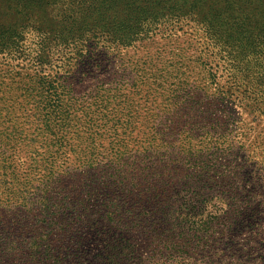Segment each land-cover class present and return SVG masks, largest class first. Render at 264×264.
Segmentation results:
<instances>
[{
	"label": "rangeland",
	"instance_id": "374dc122",
	"mask_svg": "<svg viewBox=\"0 0 264 264\" xmlns=\"http://www.w3.org/2000/svg\"><path fill=\"white\" fill-rule=\"evenodd\" d=\"M201 35L180 23L92 62L54 64L47 72L67 102L55 132L26 101L31 70L0 63V264H26L46 222L17 191L45 186L68 226L53 234L59 258L42 264H103L94 222L114 227V239L131 229L136 251L125 264H264V59L226 63L200 46ZM121 178L171 192L187 193L186 184L214 210L210 234L172 237L174 225L144 202L116 213Z\"/></svg>",
	"mask_w": 264,
	"mask_h": 264
},
{
	"label": "trees",
	"instance_id": "16d2710c",
	"mask_svg": "<svg viewBox=\"0 0 264 264\" xmlns=\"http://www.w3.org/2000/svg\"><path fill=\"white\" fill-rule=\"evenodd\" d=\"M180 23L198 29L202 34L200 46L218 49L221 61L242 66L264 59V0H0V63L18 61L31 70L25 86L26 101L33 109L44 111V128L55 132L59 124L55 120L67 102L59 92L58 78L47 70L54 64L65 68L66 62L95 61L105 52L132 47L163 27L173 29ZM207 169V166L202 168ZM117 183L121 185L117 188L123 195V203L129 209L121 204L116 213L129 214L134 211L132 205L144 202L156 206L153 213L163 214L174 225L172 237L176 233L210 234L214 210L211 206L199 207L198 194L190 195L186 184L183 186L187 193L177 188H172L173 192L169 188L155 189L152 184L138 181L130 182L131 187H127L129 183L124 178L117 179ZM93 184L91 181L87 185L92 187ZM23 190L17 191L19 203L37 202L44 215L42 221L46 222L38 226L32 236L26 264H42V258L57 260L58 246L53 234L61 225L68 226L56 217L59 202L47 186L41 191ZM93 192L89 188L90 195ZM67 201L70 202L60 200L63 205ZM200 208L202 212L198 213ZM144 212L148 215L150 211ZM113 213H108L109 220H113ZM91 230L95 231L98 241L105 243L104 252L99 253L103 264H125L136 251L130 238L131 229L123 230L124 236L120 234L118 239H114V227L107 226L106 230L105 226L100 228L99 223L94 222ZM177 245L181 251L189 246H174ZM9 248L15 250L12 246Z\"/></svg>",
	"mask_w": 264,
	"mask_h": 264
}]
</instances>
